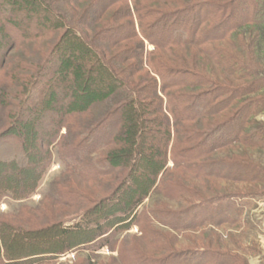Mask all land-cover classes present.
<instances>
[{
    "label": "trees",
    "instance_id": "16d2710c",
    "mask_svg": "<svg viewBox=\"0 0 264 264\" xmlns=\"http://www.w3.org/2000/svg\"><path fill=\"white\" fill-rule=\"evenodd\" d=\"M36 1L52 11L51 22L38 20L34 0H0V41L5 39L15 49L31 43L37 53L36 67L23 61L12 75L17 79L15 87L5 83L6 52L0 47V136L22 121L34 100L42 101L34 95L46 83L50 65L54 73L61 67L56 56L61 53L70 60L45 96L47 115L55 118V126L38 139L36 154L27 151L26 138L13 135L0 141V147L6 146L5 158L23 157L27 162L19 164L15 178L5 176V183H0V201L7 195L21 200L36 191L52 162L54 146L64 163L72 161L66 164L68 173L87 184L107 182L98 198L84 197L83 203L90 206H82L79 224L56 225L62 237L79 232L87 236L80 246L96 242L95 251L107 246L114 252L119 233L136 225L141 235L135 238L149 246L161 245L156 250L164 254L161 259L149 258L139 251L142 243L133 245L130 256L140 257L143 264H241L220 245L219 251L176 252L173 238L170 242L153 223L177 232L242 222L245 206L239 201L250 194L204 196L184 176L206 183L213 178L264 185V168L252 162L247 151L264 150V122L257 120L264 114V0ZM102 2L100 12L94 14ZM60 3L69 7L61 9ZM12 36L18 41H11ZM68 37L88 46L90 60H75L77 46ZM40 41L47 43L45 51L36 49ZM146 44L154 47L151 53L146 54ZM97 70L109 75L112 86L93 80ZM74 76L84 80L79 90L71 80ZM107 93L112 94L107 97ZM90 98H96L93 107L75 110ZM62 128L67 129L64 135ZM153 137L161 138L162 144L148 148L146 154ZM10 141L15 144L9 145ZM236 146L243 149L238 147L240 152L227 159H214L216 151ZM139 158L151 163L149 177L139 172ZM3 163L12 167L17 160ZM136 179L142 187L135 191ZM24 180L29 181L27 186ZM128 189V197L101 214ZM163 193L170 199L174 195L177 209L162 202L149 211L139 210L150 195ZM13 230L9 224L0 225L4 244L10 237L21 241V234ZM57 244V255L79 247L68 241ZM6 247L5 258L17 260L18 251L10 250L9 243ZM116 262L133 264L124 258Z\"/></svg>",
    "mask_w": 264,
    "mask_h": 264
},
{
    "label": "rangeland",
    "instance_id": "374dc122",
    "mask_svg": "<svg viewBox=\"0 0 264 264\" xmlns=\"http://www.w3.org/2000/svg\"><path fill=\"white\" fill-rule=\"evenodd\" d=\"M34 1L33 12L36 14L38 20L43 17V20L45 19L46 21L51 22L52 11H50L49 7L36 0ZM60 4L61 6L59 8L61 9L69 7L68 5H63L62 3ZM103 5L104 2L100 3L98 9L94 10V14L97 15ZM39 29L42 28L39 26ZM91 31L92 30H88L86 32L88 36L87 38L90 42L93 41ZM14 40L18 41V39H15V37L12 36L11 41L14 42ZM68 40L73 45L75 44L74 46H77V48H75L76 52L73 56L76 61L84 63L90 60V58H88L90 56L87 45H78L72 37H68ZM9 43L10 42L5 41V39L0 41V47L4 48V51L6 52V62L4 67L7 69H4L3 74L5 73L6 76L5 83H10V85H15L16 87L17 79L15 77L12 78V75L14 72H18L16 70L22 66L24 63L23 61L28 63L36 62L34 55H37V53L35 52L34 47L31 46V43H27L26 45H23L22 48L16 49L14 44L10 46ZM102 43L103 42L100 41V45H102ZM37 46L40 48L36 49L45 51L44 47L47 48V43L43 44V41L42 43L40 41ZM153 49L154 47L152 45L146 44V54L147 52L151 53ZM83 50L86 51L83 53ZM176 52L180 55L186 54V52L182 49H177ZM60 54L56 56V61H58V59L61 60V67H59V69H57L54 73L53 66L50 65L48 68V74L46 75V83L39 87L38 94L34 95L35 98H41L42 101L38 102L34 100L35 105L30 106V110L24 114L22 121L20 123L19 121H16L14 127L0 136V141L12 137L13 135H16L17 138L19 137L20 140H22V138H26L30 145L27 147V151L29 152L31 149L30 152L34 155L37 152L36 148L38 147V139L43 135L47 136L51 133L53 127L55 126V118L47 115L48 105L46 103V95L53 89V81L64 75L62 65L67 59L70 60V57L67 55L63 58ZM199 55L203 58L206 57L202 53ZM36 65L37 64L34 63L32 66L36 67ZM216 70L218 74L222 71L219 68ZM106 74L107 73L104 71L97 70L95 73L96 76L93 77V80L99 78L101 79L102 85L104 84V87L112 86L113 81L110 79L109 75L107 74V76ZM223 74L224 73L222 72L220 75L223 76ZM71 80H74L73 83L77 86L78 90L83 86L84 80L81 76H74ZM72 88L74 89V86H72ZM112 93H107L105 96L108 97ZM89 100V102L86 100L77 105L75 110H86L88 107H93V101H95L96 98H90ZM257 120L264 122V114H261ZM66 130V128H62L60 135H64ZM31 137H33L32 140ZM101 140L102 138H100L99 141ZM9 143H11L9 145L15 144L13 141H10ZM161 144V138L153 137L152 140L148 142V147L145 149L146 154L152 147H160ZM5 147L6 146H4V148L0 147V183H5L6 177L13 178L12 175H14L15 178L17 171L21 169L19 168V164L25 165L27 163L24 162L23 157H18V159L16 157L5 158ZM238 147L241 148L240 146H236L233 149H221L216 151L213 155L214 159H227L232 152H240ZM51 150L53 153L52 162L47 172L42 176L36 191L30 197L21 200H15L10 195H7L0 201V225L9 224L13 229H15L13 231L16 234H21V236H19V238L21 237V241L17 238L14 239L13 237H10L9 240L6 239L7 242L5 244L0 237V264H90L89 259L92 264H117L116 261H121L122 258L127 259V262L133 261L131 262L133 264H143L140 257L132 259V256H130L132 255L130 254V249L133 248V245L140 243L143 244V247L139 248V251L143 252L146 257L159 259L163 257L164 254H161V252L156 250V247L161 245H152L150 242L151 246H149V244L136 239L141 235L139 227L136 225H133L124 233H119V243L114 252H111L107 246L95 251V248L93 247L96 242L80 246L82 241H87V236L85 235V237L80 235L79 232H73L71 236L62 237L59 229L57 228L58 224L63 223L65 227H72L79 224L83 218V215H81L83 213V210H81L82 206H90H86V203H83L84 197L88 200H91V197L98 198V196L102 194V191L106 189L107 182L100 184L101 186L97 183L87 184L66 171V164H71V160H65L64 163V161H62L57 154L56 147L52 146ZM247 151L252 158V162L260 164V166L264 168V150L248 149ZM152 159L153 161L155 160L154 158ZM12 160H17L16 166L8 167V165L3 163ZM150 165L151 163L148 159L139 158V172L145 174L147 177L151 174ZM172 165L173 163L170 162L168 167H172ZM108 179L111 180L110 178ZM184 179L189 182L188 184L196 187L200 194L204 196L213 197L215 195L220 196L224 194L234 196L242 193L250 195L248 199L239 201V203L244 204L245 212L243 214L242 222L238 225H224L219 227L206 226L198 230L175 232L167 230V228H164L160 224L154 222V227L163 230V233L166 232L170 242L173 238L172 241L175 242V251L180 252L188 249L219 251L218 245H220L231 252L234 256L238 257V259L242 261L241 264H264V185L254 187L247 183L213 178L207 179V183L196 179H188V177L185 176ZM28 182L29 181L27 180L23 181L26 186L28 185ZM134 184L135 191L142 187V182L140 183L137 179ZM129 190L130 189L126 190L125 193L119 195L117 200L113 201L114 206L109 209L102 208L103 210L101 209V214H104L113 207H116L115 204L121 200V197L122 199L128 197V195H130ZM114 196H116V193ZM171 197L172 199L166 197L164 193L152 194L139 210L143 211V209H145L149 211L152 207H154L155 203L159 204L162 202L175 210L178 206L176 205L175 200H173L175 197L172 193ZM202 214L203 212L201 215ZM48 228H51V230ZM39 230L47 231L43 233L37 232L33 237L29 234V232ZM66 241H68L72 246L78 245L79 247L64 255H57V243H63ZM8 243L10 245V250L18 251L17 260L10 261L5 258V253L7 252L6 246ZM18 246H21L20 249H15ZM236 264H239V262Z\"/></svg>",
    "mask_w": 264,
    "mask_h": 264
}]
</instances>
